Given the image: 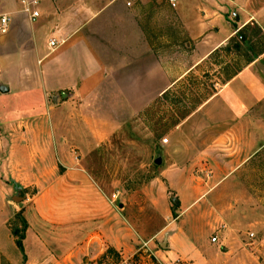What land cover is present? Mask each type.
<instances>
[{
  "label": "rangeland",
  "instance_id": "1",
  "mask_svg": "<svg viewBox=\"0 0 264 264\" xmlns=\"http://www.w3.org/2000/svg\"><path fill=\"white\" fill-rule=\"evenodd\" d=\"M144 2L147 29L131 40L172 78L167 91L58 106L38 95L42 108L0 126V264H264V92L252 87L242 118L221 93L244 69L264 87V10H251L264 0ZM74 169L97 184L106 217L70 190L69 214L55 193L48 203L74 219L40 224L34 196Z\"/></svg>",
  "mask_w": 264,
  "mask_h": 264
},
{
  "label": "crops",
  "instance_id": "2",
  "mask_svg": "<svg viewBox=\"0 0 264 264\" xmlns=\"http://www.w3.org/2000/svg\"><path fill=\"white\" fill-rule=\"evenodd\" d=\"M144 7V0H39V16L34 19L24 10L22 0H0V16L10 15L8 30L0 32V126L18 120L17 114L26 105L30 112L42 108L44 101H39L38 95L51 96L58 106L80 103L81 99L99 93L148 96L167 91L172 78L157 64L152 66L150 54L135 50L136 43L131 40L134 30L138 31L137 25L147 29L142 26L149 21ZM251 10H264V5ZM193 12L180 17L195 18L197 13ZM192 21L189 19L188 23ZM51 39L57 41L55 48L50 45ZM122 46L127 49L124 56L107 51V47ZM123 62H130L125 70ZM245 70L227 80L221 90L230 114L241 118L258 99L256 88L264 92L257 81L245 77ZM253 86H256L254 91ZM10 94H14L13 98ZM137 100L139 106L145 104ZM70 170H65L54 184L34 196L33 218L40 224H66L74 219L57 220L56 208L48 203V197L55 193L58 206H62L59 211H64L61 215L69 214L66 191L70 190L79 192L85 205L96 207L93 212H99V217H106L103 194L97 184L84 170ZM87 217L90 219V214ZM98 219L103 224L106 218Z\"/></svg>",
  "mask_w": 264,
  "mask_h": 264
},
{
  "label": "built area",
  "instance_id": "3",
  "mask_svg": "<svg viewBox=\"0 0 264 264\" xmlns=\"http://www.w3.org/2000/svg\"><path fill=\"white\" fill-rule=\"evenodd\" d=\"M179 0H169V3L175 8L178 5ZM22 4L24 10L28 13H31L32 17L35 19L39 16V11L37 9L39 0H22ZM130 5V3H128ZM10 26V15L9 14H2L0 16V32H5L8 30ZM50 45L52 48L57 46V41L55 39L50 40ZM253 237V234H252ZM218 237H213V241H217ZM149 242H144V245L147 246ZM98 264V263H95ZM170 264H185V262L181 258L173 259Z\"/></svg>",
  "mask_w": 264,
  "mask_h": 264
},
{
  "label": "trees",
  "instance_id": "4",
  "mask_svg": "<svg viewBox=\"0 0 264 264\" xmlns=\"http://www.w3.org/2000/svg\"><path fill=\"white\" fill-rule=\"evenodd\" d=\"M24 238H25V234L21 235V237L18 238V240L16 241L17 246H18L19 249H21L22 251L25 250V247H24Z\"/></svg>",
  "mask_w": 264,
  "mask_h": 264
},
{
  "label": "water",
  "instance_id": "5",
  "mask_svg": "<svg viewBox=\"0 0 264 264\" xmlns=\"http://www.w3.org/2000/svg\"><path fill=\"white\" fill-rule=\"evenodd\" d=\"M3 91H6V88H3L2 89ZM121 207H123V204H121ZM167 241V240H166ZM166 243V242H165ZM164 246V245H163Z\"/></svg>",
  "mask_w": 264,
  "mask_h": 264
}]
</instances>
